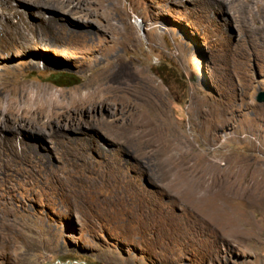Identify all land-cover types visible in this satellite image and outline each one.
<instances>
[{"label":"rangeland","instance_id":"rangeland-1","mask_svg":"<svg viewBox=\"0 0 264 264\" xmlns=\"http://www.w3.org/2000/svg\"><path fill=\"white\" fill-rule=\"evenodd\" d=\"M242 2L90 0L93 40L36 48L23 32L0 47V100L17 87L67 99L99 88L107 101L81 125L49 124L38 147L0 136L27 155L0 163V264H264V214L250 217L254 233L227 237L170 194L204 155L264 180V20ZM233 14L249 22L245 38ZM56 74L77 84L58 87Z\"/></svg>","mask_w":264,"mask_h":264},{"label":"bare ground","instance_id":"bare-ground-1","mask_svg":"<svg viewBox=\"0 0 264 264\" xmlns=\"http://www.w3.org/2000/svg\"><path fill=\"white\" fill-rule=\"evenodd\" d=\"M89 1L0 0V47L20 46L19 35L23 32L33 33L34 37L29 40L35 44L36 48H45L49 43L52 46L73 45L79 38L93 40L92 31L96 28L89 30L91 27L89 18L92 15H98L95 11L86 9L85 4ZM12 2L16 3V7L11 5ZM242 7L249 10L250 19H247L253 23L264 20V0H243ZM32 8L39 10L40 16L37 20L34 19L35 23L29 24L26 18H29ZM255 8L259 10L258 15L254 13ZM232 17L238 24L240 34L242 33L245 38L248 34L249 22L237 17L236 14ZM101 27L102 25H97V30H101ZM9 92H11L10 96L4 95L0 100V124L1 122L12 123L16 127L11 129L0 126V136L3 134L16 136L20 133L23 134L26 145L35 147H38L34 144L35 142L47 139L46 128L49 124L55 125L54 123L58 122L61 128L71 124L81 125L79 120H75L78 119V115L88 113L96 108L98 103L102 107L107 103L105 97L99 94V88L71 95L68 99L30 90L23 93L22 89L19 90L17 87H13L7 93ZM89 104L91 108L88 109ZM20 120L29 121L27 129L18 125ZM6 136L0 137V163L4 159L24 160L27 155L21 141L18 143L17 138L9 139ZM67 144L73 145L74 141H67ZM183 155L182 153L178 158L182 159ZM180 163L181 160L176 162L173 168L178 170ZM248 170L250 165L246 161L224 169L213 154L204 155L195 165L188 160L186 165L178 170L181 180H177L179 176L172 178L170 194L191 212H196L200 217L199 220H202L208 228L222 229L227 237L234 235L244 238L249 233L248 228L255 226L250 217L264 214V180L262 175L257 173V176L252 180L250 178L251 181L248 183L243 182V175ZM167 218L169 217L165 219ZM233 220L238 223L236 229L231 227ZM250 231L253 232L252 229Z\"/></svg>","mask_w":264,"mask_h":264},{"label":"trees","instance_id":"trees-1","mask_svg":"<svg viewBox=\"0 0 264 264\" xmlns=\"http://www.w3.org/2000/svg\"><path fill=\"white\" fill-rule=\"evenodd\" d=\"M50 81L58 87H71L77 84L76 79L72 75L56 74Z\"/></svg>","mask_w":264,"mask_h":264},{"label":"water","instance_id":"water-1","mask_svg":"<svg viewBox=\"0 0 264 264\" xmlns=\"http://www.w3.org/2000/svg\"><path fill=\"white\" fill-rule=\"evenodd\" d=\"M258 102H259V103H264V93H262V94L260 95V97L258 98Z\"/></svg>","mask_w":264,"mask_h":264}]
</instances>
